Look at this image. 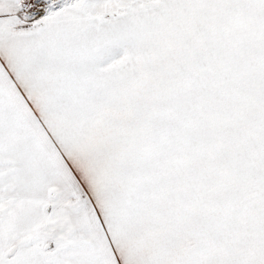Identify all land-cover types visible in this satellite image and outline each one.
I'll return each instance as SVG.
<instances>
[{"label":"snow or ice","instance_id":"1","mask_svg":"<svg viewBox=\"0 0 264 264\" xmlns=\"http://www.w3.org/2000/svg\"><path fill=\"white\" fill-rule=\"evenodd\" d=\"M0 264H264V0H0Z\"/></svg>","mask_w":264,"mask_h":264}]
</instances>
